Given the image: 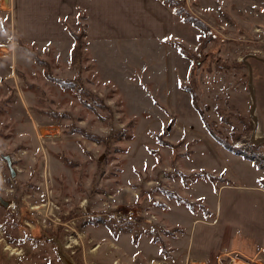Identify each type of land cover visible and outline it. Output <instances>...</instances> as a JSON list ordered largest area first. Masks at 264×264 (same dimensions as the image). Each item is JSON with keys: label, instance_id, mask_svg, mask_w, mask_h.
Instances as JSON below:
<instances>
[{"label": "rangeland", "instance_id": "374dc122", "mask_svg": "<svg viewBox=\"0 0 264 264\" xmlns=\"http://www.w3.org/2000/svg\"><path fill=\"white\" fill-rule=\"evenodd\" d=\"M179 1L168 3L171 36L156 44L91 46L79 12L68 22L73 43L32 46L2 16L0 193L14 206L0 205V264H63L53 237L72 240L75 253L65 250L77 264H99L103 251V263L129 264L104 237L110 227L130 226L134 241L153 237L143 239L153 253L162 230L156 209L170 205L171 222L196 219L194 211L218 204L222 185L264 189L247 66L264 135V62L250 57L264 59V0ZM73 34L82 36L77 63ZM127 210L136 223L116 219ZM226 260L263 264L264 253Z\"/></svg>", "mask_w": 264, "mask_h": 264}, {"label": "crops", "instance_id": "0c3cea01", "mask_svg": "<svg viewBox=\"0 0 264 264\" xmlns=\"http://www.w3.org/2000/svg\"><path fill=\"white\" fill-rule=\"evenodd\" d=\"M79 12L86 16L85 38L94 47H110L119 41L156 44L169 38L171 35H165L174 26V10L164 0H0V22L2 16L10 17L11 22L6 21L9 32L15 31L26 43L38 47H67L73 43L68 22ZM7 35L0 23V43ZM220 190L218 204L212 208L204 205L205 212L194 211L192 216H198L196 219L180 217L178 222H171L166 216L170 205L156 209L162 230L160 245L155 246L153 253L146 252L143 245L153 237L149 240L147 234L143 237L138 233L135 243L136 234L131 232L127 237V225L117 232L114 226L110 227L109 236L104 237L118 246L119 255L129 257L125 260L129 264H186L188 259L224 264V260L237 255L259 257L264 253V189L251 183L226 184ZM222 206L226 209L224 214ZM165 227L175 228V236H168ZM124 237L128 243L123 245L119 241ZM104 253H100L99 264H105Z\"/></svg>", "mask_w": 264, "mask_h": 264}, {"label": "water", "instance_id": "95a60500", "mask_svg": "<svg viewBox=\"0 0 264 264\" xmlns=\"http://www.w3.org/2000/svg\"><path fill=\"white\" fill-rule=\"evenodd\" d=\"M250 57L256 58L262 62H264V59L255 55H250ZM246 62V61H245ZM247 66L249 68V91H250V97H251V105H250V116L254 123V128L251 134V142L254 145H260L264 143V135H259V119L256 114L257 111V102H256V95L254 90V83H253V71L252 66L247 63ZM4 160H6L7 165L10 170L11 176L14 178L16 176V170L13 165V161L10 155H3L2 156ZM0 205H2L4 208L8 209L11 205V202L8 200H5L1 193H0ZM54 243L57 245V253L59 257L61 258L63 264H77L76 261L73 259V257L65 250L62 242L58 237H53Z\"/></svg>", "mask_w": 264, "mask_h": 264}, {"label": "built area", "instance_id": "2783aa9c", "mask_svg": "<svg viewBox=\"0 0 264 264\" xmlns=\"http://www.w3.org/2000/svg\"><path fill=\"white\" fill-rule=\"evenodd\" d=\"M115 217L118 221H123L124 223L127 224L136 223L135 213L132 210H127L124 213H118V215H116ZM64 246L65 249L69 250L71 254L75 253L74 251L75 245L71 239H69V241L66 244H64ZM153 264H164V262L158 261L157 263H153ZM186 264H207V261L199 260V263H196L195 259H188Z\"/></svg>", "mask_w": 264, "mask_h": 264}, {"label": "trees", "instance_id": "16d2710c", "mask_svg": "<svg viewBox=\"0 0 264 264\" xmlns=\"http://www.w3.org/2000/svg\"><path fill=\"white\" fill-rule=\"evenodd\" d=\"M166 3H169V4H174V3H176V5H178L179 3H180V1L179 0H164ZM176 12H179L180 13V10L179 11H177L176 10ZM198 23V22H197ZM73 37L75 38V40L77 41V44H76V46L74 47V50H73V52H72V63H77V62H79V59L82 57V55H83V50H82V48H83V45H82V36L81 35H77V34H73ZM210 41H208L206 44H208ZM81 59H83V58H81ZM193 99H195V96H193ZM195 101V100H194ZM88 136H90V135H88ZM159 141H160V137H159ZM198 175H202L201 173H198ZM183 176V178H189V177H191V176H189V175H182ZM177 199L179 200V201H183V200H180V198H178L177 197ZM192 204V203H191Z\"/></svg>", "mask_w": 264, "mask_h": 264}, {"label": "bare ground", "instance_id": "6f19581e", "mask_svg": "<svg viewBox=\"0 0 264 264\" xmlns=\"http://www.w3.org/2000/svg\"><path fill=\"white\" fill-rule=\"evenodd\" d=\"M12 207L14 206V205H11ZM238 260V259H237Z\"/></svg>", "mask_w": 264, "mask_h": 264}, {"label": "snow or ice", "instance_id": "6c2138e0", "mask_svg": "<svg viewBox=\"0 0 264 264\" xmlns=\"http://www.w3.org/2000/svg\"><path fill=\"white\" fill-rule=\"evenodd\" d=\"M0 23H2V22H0Z\"/></svg>", "mask_w": 264, "mask_h": 264}]
</instances>
